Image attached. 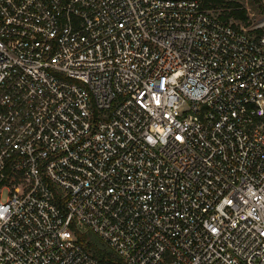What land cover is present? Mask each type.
Listing matches in <instances>:
<instances>
[{"label": "built area", "instance_id": "built-area-1", "mask_svg": "<svg viewBox=\"0 0 264 264\" xmlns=\"http://www.w3.org/2000/svg\"><path fill=\"white\" fill-rule=\"evenodd\" d=\"M262 22L0 0V264H264Z\"/></svg>", "mask_w": 264, "mask_h": 264}, {"label": "trees", "instance_id": "trees-1", "mask_svg": "<svg viewBox=\"0 0 264 264\" xmlns=\"http://www.w3.org/2000/svg\"><path fill=\"white\" fill-rule=\"evenodd\" d=\"M202 3V6L206 10H218V9H225V13L221 14L219 18L229 23L230 20L238 21V22H247V11L246 9L242 8L238 3L231 0H198ZM258 3H262L264 0H252ZM229 12V13H227ZM234 27L238 28L236 25L233 24ZM239 29V28H238ZM82 240H89L91 241L90 236L82 237ZM88 248L93 250L95 254L100 258H108L113 259V255L110 252L103 251L100 247L96 244H89Z\"/></svg>", "mask_w": 264, "mask_h": 264}, {"label": "rangeland", "instance_id": "rangeland-1", "mask_svg": "<svg viewBox=\"0 0 264 264\" xmlns=\"http://www.w3.org/2000/svg\"><path fill=\"white\" fill-rule=\"evenodd\" d=\"M231 1H235L242 8L246 9L248 21L244 23V22L230 20L229 23L232 25L234 24L239 29H244L248 32L257 31L263 23L262 21L264 17V1L261 4L252 0H231ZM209 11L212 14H214V16L219 17L221 14H224L226 10L218 9V10H209ZM90 237H91V243L98 245L101 248V250L106 249L98 238L94 236H90Z\"/></svg>", "mask_w": 264, "mask_h": 264}]
</instances>
